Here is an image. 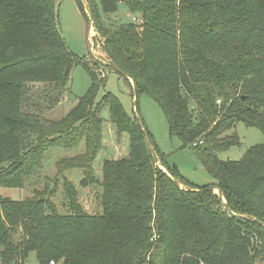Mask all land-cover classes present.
I'll return each mask as SVG.
<instances>
[{
  "label": "trees",
  "instance_id": "16d2710c",
  "mask_svg": "<svg viewBox=\"0 0 264 264\" xmlns=\"http://www.w3.org/2000/svg\"><path fill=\"white\" fill-rule=\"evenodd\" d=\"M85 1L89 18L81 0L76 3L101 38L109 63L118 64L136 84L133 108L139 93L152 97L166 117L169 134L195 153L213 181L198 186L170 167L146 130L148 147L142 120L128 115L111 92L100 99L109 108L116 133L128 134V152L104 160L101 180L95 177L85 164L93 161L100 147L104 125L95 100L103 76L89 70V90L59 121L26 112L34 106L27 82L49 85L39 100L51 109L59 103L78 61L61 38L52 0H0V188L22 187L50 148H72L84 139L86 158L57 160L53 186L34 190L32 196L22 200L0 196L1 264H24L30 253L38 264H123L109 260L105 250L115 252L119 260L128 251L125 264H217V254L252 264L253 254L264 250V143L237 161H223L218 153L239 144L236 133H228L237 123L264 134V0ZM120 3L132 17L127 23L106 18ZM34 32L39 36L36 44L29 43L31 38L30 46H22ZM40 38H46L51 49L42 50ZM26 129L31 132L23 136ZM158 162L170 175L158 168ZM75 168L83 172L80 186L91 182L101 186L99 216L80 210L76 187L62 175ZM60 176L66 213L52 201ZM170 176L198 190L181 189ZM215 188L225 203L213 193ZM210 198L221 210L204 207ZM152 210L160 231L154 252L163 239L167 245L158 255L163 259L156 256L147 262L144 255L151 246L145 241L153 239L145 221ZM200 212L209 215L203 222ZM168 213L173 215L170 224L164 218ZM126 218L134 230L122 236ZM209 226L220 239L216 250L212 231H203ZM190 229L197 233L187 244ZM255 241H262L259 250Z\"/></svg>",
  "mask_w": 264,
  "mask_h": 264
},
{
  "label": "rangeland",
  "instance_id": "374dc122",
  "mask_svg": "<svg viewBox=\"0 0 264 264\" xmlns=\"http://www.w3.org/2000/svg\"><path fill=\"white\" fill-rule=\"evenodd\" d=\"M55 5L56 11V22L59 29V33L64 42L66 49L71 52V54L77 59L78 64L73 66L70 71V80L67 85L62 88V97L60 98L59 103L51 108H45L42 101L39 100L40 95L43 93L42 90H46L49 87L48 84L42 83H30L27 82L30 93L33 96L34 106H28L25 111L30 114L39 115L43 120H49L51 122H56L65 117L69 110H71L78 102L79 98L84 96L89 90L91 84V77L89 70L93 73H98V75L103 76V85L99 90L96 97V104L100 105L99 115L102 119L104 125L102 133L99 135L100 138V147L93 157V161L90 159L89 163L86 162L85 165H88L91 173L99 180H101V164L106 159H119L127 155L128 152V143L129 137L126 132L122 134H117L115 128L110 124V115L109 108L106 104L101 102V96L104 92H111L116 95L119 101L122 103L125 111L131 117H136L142 120L146 130L150 133L153 143L157 146L159 153L164 157L166 163L170 167H174L180 175H182L189 182L202 186L207 183L212 182L211 176L203 168L202 164L198 160L195 153L189 148L185 147L182 141L176 135L169 134L168 123L166 117L161 110L158 103L150 97L147 93L142 92L137 96V106L136 109L133 108V103L135 102V96H131L132 93V81L128 78V83L125 82L123 77L116 73L110 67L101 65L96 61L102 60L109 63V60L105 53L101 49V38L93 26H89V21L85 19L82 13L79 10V7L76 3V0H52ZM97 4L98 0H94ZM87 17L89 18V12L87 9L86 1L81 0ZM110 17V21L113 20L116 23H127L131 20V15L128 13L126 6L123 3L117 5L116 12ZM108 19V18H107ZM112 26V25H111ZM44 32V31H43ZM36 32L31 33L28 36V39L22 41L20 44L31 45V42H37L39 36L34 37ZM44 37V35H40ZM32 40L29 42L28 40ZM29 42V43H28ZM36 44V43H35ZM51 44L46 38H40V43L38 44L42 50L51 49ZM37 45V46H38ZM53 46V45H52ZM54 47V46H53ZM21 49V48H20ZM31 50V49H30ZM37 53V49H32ZM54 52V51H53ZM88 67H85L83 65ZM53 85V82L50 83ZM47 93V90L45 91ZM34 94V95H33ZM95 112V111H94ZM96 116V113L94 114ZM29 130H22L21 133H24L23 136L28 135ZM235 132L239 144L232 146L229 149L219 152L218 158L223 161H237L245 154V152L251 147L261 145L264 143V134L257 128L247 127L243 123H237L232 131L228 133ZM26 141V138H23ZM85 151V141L82 139L75 147L64 148V147H53L50 148L43 156L41 164L37 167L36 170L29 177H27L25 184L22 187H2L0 188V196L8 197L12 200H22L26 197L32 196L34 190L40 191L46 188V186L52 187L55 179L56 166L55 163L60 158H70L73 156H78V160L86 161V158L82 155ZM82 155V156H81ZM80 156V157H79ZM158 168L170 175L166 167L161 164V162L156 163ZM68 181H70L74 187L77 189L76 199L80 204V210L86 214L92 216H99L102 212L101 205L99 203V193L101 191V186L89 182L87 185L80 186L79 181L83 176V172L79 168L69 169L64 174H62ZM171 177V176H170ZM176 177V176H175ZM173 180H176L181 189L186 190H198V188L186 185L181 182L180 178L176 177ZM56 186V193L52 197V201L57 206L58 210L61 213L67 212V205L65 203L66 195L62 188V177L58 178ZM213 193L218 194L217 190L214 189ZM209 202H204V207L207 209H212L213 211L221 210V206L217 205L216 201L214 202L212 198L207 199ZM210 206V208L208 206ZM154 211L152 210L151 218L147 219L145 222L148 223L149 232L152 231V241L149 237L146 239L149 242L151 248L148 254L144 255L147 262H150L152 257H158L161 254L163 245H167L165 240L159 242L158 250L154 252L156 236L160 233L158 232V227L155 223ZM198 219H207L208 214L199 213ZM127 217V215L125 214ZM164 216V215H163ZM173 215L169 216V213L164 218L169 219L172 223ZM212 221V220H211ZM203 222V221H202ZM204 225V224H203ZM140 227V226H137ZM131 222L126 218L123 221V228L121 235L125 236L126 234H131L134 229H132ZM211 230L212 236L210 239L215 238V243L213 249L216 250L220 245L219 237L216 239L214 236V227H205L203 231ZM190 232L187 234L186 243L188 244L189 240L195 238L196 230L190 229ZM120 234H117V237L125 240ZM161 235V234H160ZM139 241V245H140ZM144 242L142 243V245ZM141 245V246H142ZM262 246V241H255L254 247L256 250H259ZM264 247V246H263ZM189 248V247H188ZM254 249V250H255ZM105 256L112 260L113 262H123V264L129 261L130 254L128 251H124L120 255V260L115 252L111 250L103 251ZM218 252V251H217ZM264 252V250H263ZM254 253L252 256V264H264V253ZM219 253V252H218ZM186 254V253H185ZM147 255V258H146ZM218 262L217 264H242V260L239 257L236 258H227L222 254H217ZM163 259V255L161 258ZM165 259V254H164ZM164 261V260H163ZM1 264V262H0ZM24 264H38L34 253H30ZM158 264V263H157Z\"/></svg>",
  "mask_w": 264,
  "mask_h": 264
},
{
  "label": "water",
  "instance_id": "95a60500",
  "mask_svg": "<svg viewBox=\"0 0 264 264\" xmlns=\"http://www.w3.org/2000/svg\"><path fill=\"white\" fill-rule=\"evenodd\" d=\"M89 6H88V11H89ZM108 18V20L110 19V17H107ZM90 26V25H89ZM98 62H100L101 64H103V65H106V66H110V67H112V68H114L116 71H118L120 74H122L123 76H126L127 78H129L131 81H132V86H133V92H134V95H136V84H135V82H134V80L127 74V72L126 71H124L118 64H111V63H107V62H104V61H102V60H97ZM141 122V125H142V130H143V133H144V137H145V140H146V143H147V145H148V147L150 148V143H149V140H148V136H147V131H146V129H145V127H144V125H143V123H142V121H140ZM175 182H177L176 180H174ZM216 190H217V192H218V195L220 196V198L222 199V201H223V203H225V201H224V199H223V196H222V194H221V192H220V190L218 189V188H215ZM224 208L227 210V211H229V212H231L230 210H229V208L226 206V205H224ZM232 213V212H231Z\"/></svg>",
  "mask_w": 264,
  "mask_h": 264
}]
</instances>
